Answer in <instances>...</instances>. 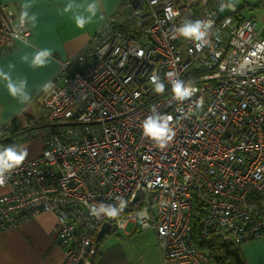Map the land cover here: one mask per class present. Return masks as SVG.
<instances>
[{"label": "built area", "instance_id": "1", "mask_svg": "<svg viewBox=\"0 0 264 264\" xmlns=\"http://www.w3.org/2000/svg\"><path fill=\"white\" fill-rule=\"evenodd\" d=\"M239 10L233 0H124L40 92L44 148L5 173L0 230L55 213L63 264H93L106 222L115 235L130 221L152 229L159 264H222V251L197 240L263 237L264 36ZM133 19V35L113 26ZM195 20L210 25L204 38L181 36ZM30 34L0 3V55ZM177 80L193 95L178 98ZM150 116L171 117L166 142L144 135ZM24 134L0 152L22 150ZM102 205L117 214L93 215Z\"/></svg>", "mask_w": 264, "mask_h": 264}, {"label": "crops", "instance_id": "2", "mask_svg": "<svg viewBox=\"0 0 264 264\" xmlns=\"http://www.w3.org/2000/svg\"><path fill=\"white\" fill-rule=\"evenodd\" d=\"M123 2L0 0L10 6L17 19L26 22L31 32L29 40L19 41L14 50L0 55V124L18 117L24 126L30 125L37 92L54 79L62 62L74 57L97 30L123 11ZM254 2L246 1L252 11L248 16L241 15L253 18L264 36V3ZM79 19L86 21L82 28L77 25ZM56 225V214L46 212L0 230V264H63L65 254L56 243ZM125 234L123 245L121 241L117 244L122 246L120 250L110 248L109 264L162 261V248L152 229L140 230L135 225L131 232L125 228ZM239 249L246 264H264V236L244 242Z\"/></svg>", "mask_w": 264, "mask_h": 264}, {"label": "clouds", "instance_id": "3", "mask_svg": "<svg viewBox=\"0 0 264 264\" xmlns=\"http://www.w3.org/2000/svg\"><path fill=\"white\" fill-rule=\"evenodd\" d=\"M155 2V0H153ZM94 7V6H90ZM86 21L79 19L77 21L78 27H83ZM210 27L208 23L202 20L187 21L180 29V35L183 37H194L197 40H202L205 36V30ZM153 82L157 92L163 91V84L159 83L158 77H153ZM173 90L176 96L180 99L187 98L193 95L195 89L191 85L186 84L183 81L177 80L174 82ZM171 117L161 119L160 117L150 116L143 123L144 135L152 137L153 139L163 143L170 139L171 130L168 127V120ZM27 156V150L23 149L17 151L15 147H9L3 152H0V185H3L6 179L5 173L11 169L20 165ZM93 215H99L101 212H107L109 216H115L117 213L115 210L108 211L103 205L99 208L91 209Z\"/></svg>", "mask_w": 264, "mask_h": 264}, {"label": "rangeland", "instance_id": "4", "mask_svg": "<svg viewBox=\"0 0 264 264\" xmlns=\"http://www.w3.org/2000/svg\"><path fill=\"white\" fill-rule=\"evenodd\" d=\"M239 8L242 9L243 15L248 16L251 13V4H245L246 1H250L251 3H255L254 1L258 2L259 0H233ZM129 15V12L125 14V17ZM42 92V91H40ZM40 92H37V96L39 97ZM36 100L34 102V117H29L30 121V126L31 128L29 129L30 132L27 134H24L21 138V149H26L27 150V157H35L39 155L43 148H44V139L43 135L45 134V128L47 125H49L51 122L47 117L46 110L42 104L38 101V98L35 96ZM44 126V127H43ZM39 133V135L37 134ZM135 223L133 221L128 222L126 226L127 231H133L135 228ZM117 234L115 235L113 233L106 235L101 241H99L100 245V250L102 251L103 254H106L109 252L110 248H112L114 251L120 250L122 246H118L117 244L119 241L127 239L125 236V231L123 229H118ZM119 239V240H118ZM123 245V243H122ZM130 252V250H129ZM99 262L101 264H109L108 259L104 260L103 255L101 254L98 258Z\"/></svg>", "mask_w": 264, "mask_h": 264}, {"label": "trees", "instance_id": "5", "mask_svg": "<svg viewBox=\"0 0 264 264\" xmlns=\"http://www.w3.org/2000/svg\"><path fill=\"white\" fill-rule=\"evenodd\" d=\"M240 9V8H239ZM239 12H241V10H239ZM241 15V14H240ZM241 19L245 18V16H240ZM114 23V27L118 28V29H122L124 33L126 34H135L138 32V25L136 20H131L130 22H121V21H116L113 22ZM31 126L30 125H26L24 126L21 122H20V118L16 117L14 119H12L8 124H0V142H4L10 146L13 145V139L12 137L17 135V134H23V133H28L30 132ZM212 243H205V242H200L199 240H197V242L199 243V246L201 248H208V247H213L214 249H219L220 251H222L224 253V255L222 256L221 262L223 264V262H225L226 264H246L239 247H235L233 244L231 243H223L221 242L219 239L215 238V239H211ZM101 241V240H100ZM103 255L104 260L108 259L109 260V252H107L106 254H103L102 251L100 250V245H98L97 250H96V254L94 255L92 261L93 264H101L98 260L100 255ZM105 264V262H104Z\"/></svg>", "mask_w": 264, "mask_h": 264}, {"label": "water", "instance_id": "6", "mask_svg": "<svg viewBox=\"0 0 264 264\" xmlns=\"http://www.w3.org/2000/svg\"><path fill=\"white\" fill-rule=\"evenodd\" d=\"M111 233V224L109 222L104 223L101 231L98 234V241L102 240L106 235Z\"/></svg>", "mask_w": 264, "mask_h": 264}]
</instances>
